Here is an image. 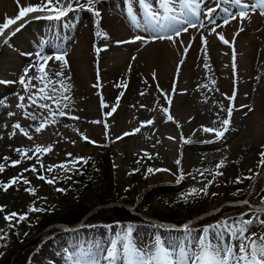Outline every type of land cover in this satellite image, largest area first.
<instances>
[{"label":"rangeland","instance_id":"rangeland-1","mask_svg":"<svg viewBox=\"0 0 264 264\" xmlns=\"http://www.w3.org/2000/svg\"><path fill=\"white\" fill-rule=\"evenodd\" d=\"M150 3L155 8H159V0ZM108 6H111V4H108ZM96 8L101 12V9ZM111 9L110 17L114 20L115 24L113 25H115V28L108 26L103 17L100 18L99 27H97V18L88 11L75 12L71 16L65 17L67 20L66 22H62L61 26L67 27L69 25L74 27L76 31L74 34L70 31V34L73 35L72 41L66 40L70 34L64 35L65 41H62L64 42V49L60 50V52H53V56L59 53H66L67 59L70 46L73 47L77 44L80 34L86 29L91 32L88 35V43H86L88 50L92 52L93 48H101L98 41L103 42L106 40L109 28L115 30L120 26L117 23L120 13H128L127 0L116 1ZM134 9L138 10L137 13L140 11V17L144 16L139 0H134ZM65 19H62V21ZM124 26L127 32L134 27L129 18L128 23L124 24ZM42 28V26H37L29 30V32L31 31V34L33 32L34 35V31ZM67 28L70 30L69 27ZM97 32L101 33V35H96ZM62 42H58V45ZM5 48L7 50H18L13 36L8 38ZM161 48L163 47L155 46L152 49L153 51H157ZM106 50L107 48H105ZM257 55L261 56L262 53ZM203 61L212 65L211 54L205 55ZM34 64L38 66L37 63ZM47 64L52 71H59L62 67V62L60 61L51 60ZM63 72L65 78H71L70 80L64 79L65 84L71 85V91L64 93V95H69L72 98L70 101H66L69 104L70 110H63L68 111L69 115L79 116V120H72L69 116H57V122L54 124L49 123L40 133L31 132L30 135L33 139L29 140L24 135H21L18 129L12 127L14 125V117L7 114V109L10 108L9 98L13 96V93L5 94V97L0 100V163L5 165L4 171L0 172V184H6L13 177L20 176L21 173H23V178L30 181L29 184L25 185L23 178H21L17 184L9 187L7 191L0 187V206H5L4 211L0 212V236H3V239H0V256L10 250L17 239L24 238L33 240L35 245H37L31 247V250L32 248L33 250L29 255L27 264H32L37 257H40L43 249L48 248L50 255L55 252L58 253L59 248L67 254L68 251L65 247L60 245L62 242L67 241L68 238H73L71 234L77 230L82 235H77L76 237L80 238L85 235L84 241H86V245L83 253L94 244H98V241L108 244L113 239L114 233L121 231L120 225L132 226L134 229L133 235L138 236V239H143L139 231L144 228L147 229L149 237L158 235L157 229L150 228V226H157L158 222L153 223L155 218L165 221V223L162 222L164 226L161 227L165 233L172 228L169 224L171 223L170 219L181 221L183 225H187L191 229L189 233L195 241V239H198L203 234V229L209 228V226L222 224L225 220L232 223L233 221H239L241 218L250 219L257 214L258 209H264V167L259 166L254 170L256 168L253 164L254 157L248 152H242L240 155L237 152L232 155L230 153L229 159L234 160V167L226 168L227 166H224L223 168H217L220 160L217 161L215 158H210L209 161L204 156V152L196 151L192 155L190 162L192 165L191 172H188L189 176L183 185L175 190H161L154 192L153 195L149 194L148 198L143 201L145 194L142 191L143 186L146 183L147 177L153 175L147 174L146 169L148 167L166 168L163 161L156 163L154 155L156 151L159 154L165 155L161 146V140L156 137L159 130V121L168 114L163 110L159 113L161 107L163 109L169 108L165 98L156 103L155 97L152 96L151 99L155 106L151 109L147 107L146 112L143 109L139 110L142 113L141 122L153 120L154 123L152 125L141 127V123H135L136 117H134V124L131 123L130 119H127L129 128L125 132L130 133L137 127H141V131L135 133L132 137L124 136L125 132L119 135V133L113 131L115 125L118 123V119L113 124L107 121L109 123L107 128H104L103 122L101 124L93 123L97 119L93 120L88 112H86L87 109H85L88 99L94 97L92 96L93 94L89 93L87 95L79 91L81 87L76 81L75 74L69 72L68 65L63 67ZM35 74L36 69L34 68L28 73L29 76ZM22 75L14 81L15 87L13 91L16 93L17 99L19 95H24L26 97L24 103L29 104L27 101L29 93L19 83ZM139 76L142 78V83L144 75L140 73ZM53 79L60 81L62 78L53 77ZM33 83L39 85V81H33ZM49 87L52 86L49 85ZM95 94V97L92 98L93 100H98L103 95L101 89L97 90ZM56 95L59 98L61 93H57ZM112 95L115 96V93H112ZM252 100L253 98L250 97L248 101L252 102ZM103 101L109 106L105 107L106 113H108L111 109L110 102H106V98H103ZM133 101L130 100L129 103ZM18 103H20L19 99ZM47 103H51V101H47ZM52 107L55 108V105L53 104ZM35 108L37 109V120L42 122L48 116V113L44 109ZM133 116H136L135 110H133ZM49 120H51L50 117ZM91 127H94V129ZM244 127H247L246 122L241 126V131H243ZM12 132H16V135L12 136ZM82 136H87L89 140H84ZM149 136L153 138V141H151ZM117 137H122V139H117ZM20 138H23L25 141L22 143ZM72 141H75V143L73 144ZM90 141H95L96 143H91ZM118 141H123V144L121 143V146H117L120 143ZM36 145H52L53 150L50 153L37 154L34 151ZM106 145L109 147H106ZM224 147L226 146L223 145L220 148L223 149ZM17 148L24 150L32 149V151L28 152V156L31 159H27L21 153L16 152L15 149ZM67 153H72L73 158L84 157L88 159L87 164L81 163L75 166L76 169H79V175L70 176L71 179H65V176H69L73 171L65 173L60 169H55L52 173H48L41 168V164L46 167L48 165H58L69 160L70 158L67 157ZM145 153L151 154L152 159H148ZM5 157L10 159L6 160L4 159ZM15 160H21L22 162L13 166L12 161ZM137 161L140 162L137 163ZM96 163L103 164L106 170L99 174H92ZM33 165L38 170L36 173L24 171L25 169H30ZM69 167H72V165L69 164ZM119 167H125L123 170L125 182L122 185H120L117 175ZM137 168H139V171H134ZM250 169L252 171H249ZM74 171L76 170L74 169ZM217 171H222L224 175L215 176L214 173ZM200 172H204V176H201ZM40 174L45 175L47 178L55 175L59 179L55 184L50 185L37 178ZM162 174L163 172H160L159 181L162 180ZM237 177H240L243 183H233ZM246 177H251V179H246ZM230 180L232 182L228 183ZM209 181H214V184L208 189L209 195H188L192 188L199 189ZM28 188H34L35 194L33 195L29 191H26ZM57 188H64L66 191L61 193L56 190ZM213 192L218 193V195L212 196L211 193ZM233 193H236V195H233ZM141 195L142 199L137 200L136 198ZM123 196L127 198L125 202L122 200ZM100 200L104 201V204H99ZM245 200L249 202L247 205L241 203ZM83 201L86 202L85 205H82ZM139 203L141 204L140 206ZM105 205L108 207H123L137 217L130 221L122 222L128 218L123 216V218L119 219L120 216L112 217L111 215L96 213ZM31 207L45 210L30 212L29 209ZM84 210L90 212H88L89 214L86 217L88 219L84 223L81 222L78 225H74L76 226L75 230H70L61 224L63 220L77 221L81 218L82 211ZM148 210H151V213H147ZM12 212L27 214V219L19 223L14 219L11 222L13 226H10L5 216ZM42 217L53 218L52 220L54 221H59L61 218L62 220L53 225V227L42 230L41 223L44 221L41 219ZM37 225H39L38 229L31 232ZM53 229L61 231H54ZM252 230L264 235V226L254 225ZM108 231H111L113 235L111 239L107 237V240H105V237L97 238L95 233H107ZM223 239L227 244L236 243L228 233L223 234ZM42 257L43 255L40 258ZM47 261L50 262L51 260L47 259Z\"/></svg>","mask_w":264,"mask_h":264},{"label":"bare ground","instance_id":"bare-ground-1","mask_svg":"<svg viewBox=\"0 0 264 264\" xmlns=\"http://www.w3.org/2000/svg\"><path fill=\"white\" fill-rule=\"evenodd\" d=\"M116 1L118 0H99V3L96 5V7L101 9V17H103L108 26H112L113 28H115V25H113L115 23L113 18L110 17V13ZM153 1L155 0H150V2ZM37 2L38 0H19V6L34 5ZM208 2L209 5L212 6L213 4L212 7H215L212 0H208ZM108 4H111V6H108ZM224 7H229L231 11H236L230 5H225ZM18 11L17 0H0V24L6 22V17L14 18L18 14ZM37 15L41 14H29V16L17 21V24L11 25L5 31L4 36H0V81L7 82L0 83V100L5 97V94L13 93V96L9 98L10 108L7 109V114L9 112L16 113L13 116L14 124L19 122L29 133L34 131L35 126H38L40 121L26 118V112H34L36 114L37 109L34 106L28 107V104H25V109L17 107L18 99L16 93L13 91L15 87L14 81L18 78V69H22L21 72H23L26 68H32L33 65L21 54V51L29 48L31 50L30 56L35 58L33 62L39 64L42 63V61L39 62L40 56H45L46 54V51L43 53L37 52V48L40 47L37 39L40 37L38 32L34 31L33 35V32L31 34L29 30L42 26L43 28L39 30V34L44 31V34L49 32L54 34L64 33L65 30H69L67 27L70 28L69 31L72 34L76 31L74 27L69 25L67 27L61 26V23L67 20L65 18H63L65 19L63 21L34 19L33 17ZM69 15L71 16L72 13H69ZM127 15L128 13L126 12L125 14L120 13L117 22L120 26L115 30L109 28L106 40L102 43L98 41L100 46L107 48L105 52L101 51L97 55L96 48H93L92 52L88 50L86 43H88V35L91 32L86 29L80 34L77 44L69 50L67 61L69 72L75 74L76 81L81 87V90L79 89L81 93L87 95L92 93L94 97L96 95L95 92L99 89L103 93L98 100H93L92 98L94 97L88 99L85 107L87 109L86 112H88L93 120H103V124L107 126L109 124L107 121L113 124L118 119V123L115 125L113 131L119 133V135L129 128L127 119H130L131 123L134 124V117H136L135 123L140 124L142 113L139 110L143 109L146 112L147 107L151 109L155 106L151 99L152 96L155 97L156 103L163 100L164 96L161 94L160 89L171 93L175 81L176 93L172 96L173 102L169 106V112L174 117V120L169 121L167 116L161 119L158 124L159 130L156 134V137L161 140V146L165 155L159 154L157 151L154 153L156 163L163 161L166 169H170V171L163 172L161 181H159L160 172L147 177L142 190L145 193L143 201L148 198L149 194L153 195L154 192L161 190H175L183 185L189 176L188 172H191L192 165L190 162L192 155L196 151L204 152V156L209 161L210 158H215L217 161L223 160L225 166H227L226 168L234 167V160L229 159L230 153L232 155L237 152L240 155L242 152H248L254 157L253 164L256 166L254 169L256 170L259 167V154L261 151H264V17L251 15L250 21H244L242 25L244 31L235 39L237 69L234 74L232 68V49L229 45H225L220 41L217 34L222 33L226 39L232 41L233 34L241 26L239 18L231 21L226 26L218 27L216 33L189 30L177 38L175 44L169 41L163 43V48L153 51L152 49L144 50L145 47H137L136 45H131V43L116 44L117 41L130 39V36L134 34V37L137 35L146 37L145 34L148 33V31L144 30V26L137 28L134 33L131 31L128 33L124 26V24L128 23L129 17ZM214 15L219 25H223L224 13L220 14L216 12ZM21 25L22 27H20ZM207 26H210V24ZM17 27H19V31H16L13 35L12 32ZM139 31L145 34L141 35ZM11 36L15 38L18 50H7L5 48L8 38ZM203 37H206L208 40L207 53L211 54V61L213 63L212 65L210 64V70L204 68L206 61L204 62L203 59L206 54L203 50ZM49 47L51 50H63L64 42L59 43L58 46L54 39V41L50 42ZM185 47L188 48L186 53L184 52ZM260 53L262 55L258 56L257 54ZM181 60L184 62L180 65L179 74L177 75V66ZM98 69L100 88L93 87L97 83ZM140 73L144 75L142 83V78L139 76ZM153 73L156 74L155 79H153ZM212 79L216 81L215 85L211 84ZM122 83H126L127 86H116ZM157 84H159V89L157 88ZM204 84H208L213 90L209 92L207 88L201 87ZM234 88L236 92V98L233 102L235 107L229 126L230 130L225 133L224 138L216 140L214 133H205L202 130L195 131L201 125L220 127L219 123L213 125V121L218 120L217 112L220 113V118L226 116V112L221 111L220 105H223L226 109L230 105V101L223 94L231 96ZM112 93H115V96ZM141 93L144 94L141 95ZM117 97H119V103L116 111L110 116H106V109L101 107V99L106 98V102H110V106L112 107L116 104ZM250 97L253 98L252 102L248 101ZM130 100L134 101L129 103ZM248 103L251 104L248 105ZM141 105L145 107H141ZM249 109L252 110L249 111ZM133 110L136 111V116H133ZM162 110L163 107L159 109V113ZM244 122H246L247 127H244L243 131H241V126ZM91 128L94 129V127ZM104 128L106 127L104 126ZM194 131L195 134L193 135ZM181 133H183L185 139L191 142L184 143L181 139ZM21 135L23 134L21 133ZM134 135H128L127 137ZM170 136L175 137V139H168ZM149 137L153 141V138ZM20 140L22 143L25 141L23 138H20ZM203 141L215 142L204 143ZM118 142L120 143L117 146H121V143L123 144V141ZM223 145L226 147L220 148ZM177 159L181 161L180 165L175 163ZM124 168L119 167L117 169L120 185L125 182V176L123 175ZM180 172L184 173L183 179H180ZM178 180L179 182H177ZM230 182L232 180L228 181V183ZM136 199H142V195ZM122 200L125 202L127 198L123 196ZM147 213H151V210H148ZM182 225L183 223L177 226L174 225L166 233L161 226H155L156 228L150 226L151 229L159 230L158 235L149 237L147 229L144 228L139 231L143 239H138V236L136 237L135 235L133 237L139 246L145 248L151 247L157 236L166 245L179 240L184 242L187 245L188 251L191 252L190 249L197 247L198 239L194 241L190 233L184 232L185 225ZM95 233L97 238L105 237V240H107V237L111 239L113 235L111 231L107 233ZM256 234L257 236L262 235L260 233ZM77 235L80 236L82 233L77 230L71 234L73 238L70 244L65 246L68 253L75 252L78 255L83 253L86 245V241H84L85 235L80 238L76 237ZM98 244L108 245L104 244L103 241H98ZM48 250V248L43 249L41 252V256L43 255V257H37L32 264H71V261L68 259V253L65 254L60 248L58 249V253L52 254L53 256L49 254ZM47 259L51 261L48 262Z\"/></svg>","mask_w":264,"mask_h":264},{"label":"snow or ice","instance_id":"snow-or-ice-1","mask_svg":"<svg viewBox=\"0 0 264 264\" xmlns=\"http://www.w3.org/2000/svg\"><path fill=\"white\" fill-rule=\"evenodd\" d=\"M215 4V7L209 5L208 0H159V11L150 3V0H139V4L143 9L144 13V30L152 31L154 35L151 37L153 41L156 40H169L173 44L177 42L183 33H187L190 28H205L206 25L201 19L202 15L207 18L208 23L215 25L210 29V33H216V27H222L228 25L231 21L237 20L239 18L241 26L233 34L232 41H229L225 38L222 33H218V38L225 45H229L232 49V68L234 74L237 69V52L235 48V39L241 32L244 31L243 23L245 20L250 21L251 15L255 14L259 10V15L264 17V0H212ZM99 3V0H38L34 5L27 4L25 6H19V0L17 4L19 7L18 14L14 18H7L6 22L0 24V36L5 35V31L10 28L11 25L17 24V21L21 20L24 17L29 16L31 13H40L33 17L34 19H47V20H62L67 17L69 13H75L78 11H88L92 13L96 19V25L99 27V21L101 18V12L97 10L96 4ZM128 4V16L132 25L136 28L141 27V21L137 15V12L134 10V0H127ZM222 4L230 5L232 8H235L236 11H231L229 7H221ZM75 5V7H74ZM217 9H220L224 13L223 25L216 24L215 13ZM22 27V25L20 26ZM16 31H19V27L13 30L12 34L14 35ZM96 35H101L97 32ZM146 37L137 35L134 37V41H144ZM134 41H117V44L130 43ZM182 43V41H181ZM202 43L204 45V51L207 55V44L208 40L206 37L202 38ZM97 55L102 51L101 48L97 47L95 49ZM188 48H184L186 53ZM40 56L39 53H37ZM42 63L37 65H32V68L36 69V74L29 76L28 73L30 69L26 68L24 70V75L19 79V83L23 85L24 89L29 93L27 96V101L29 102L28 107L35 106L39 109H44L47 111L48 116L44 118L38 126H35L34 131L40 133L45 129L49 123H56V117H65L69 116L72 120H79V116L69 115L68 111L63 109H69V104L66 101H70L72 98L69 95H64L71 91V85L65 84L64 79L70 80V77H64L63 67L68 65L66 59V53H59L55 56H40ZM50 60L62 62L61 70L52 71L50 67L47 66V62ZM181 60L177 66V75L179 74L180 65L183 64ZM210 64L208 62L204 63V68L210 70ZM53 77H61L60 81L53 79ZM156 78V74L153 73V79ZM259 79V77H257ZM33 81H39V85L34 84ZM0 83H7L5 81H0ZM211 84L215 85L216 81L211 80ZM51 85L52 87H49ZM117 87H126V83L118 84ZM93 87L100 88L101 84L99 83V69L97 70V83ZM201 87L207 88L209 92L213 89L208 86V84L201 85ZM159 89V84H157ZM161 94L164 96L167 104L171 106L172 96L176 93L175 81L173 83V88L171 93L164 92L160 89ZM218 91V89H216ZM57 93H61L59 98ZM144 93H141L143 95ZM226 99L230 101V105L225 109L223 105H220L221 111L226 112L224 118H220V113L217 112L216 115L218 120L213 121V125L219 123L220 127H208L203 126L195 131H203L205 133H214L215 139H223L225 133L230 130L229 126L231 124V117L234 110V101L236 98L235 88L233 94L228 96L223 94ZM18 99L20 103L17 104V107L20 109H25V100L24 95H19ZM51 101V103H47ZM119 103V97H117L116 104L111 107L110 111L106 113V116H110L116 111V108ZM55 105V108L52 105ZM101 107H109L104 103L103 98L101 99ZM141 107H145L141 105ZM70 110V109H69ZM252 109H249L251 111ZM163 111L168 113L167 119L173 121L174 117L170 114L169 108H164ZM9 116H15L16 113L9 112ZM49 117L51 120H49ZM26 118H31L33 121L37 120L38 117L34 112H26ZM102 121H93V123H101ZM153 120H148L141 122V127L152 125ZM14 129H18L29 140L33 139L29 131L22 127L19 122L15 123L12 126ZM67 127V125H65ZM107 128V125L105 124ZM141 127H137L133 130L132 133L125 132L123 135L128 136L141 131ZM179 127V125H178ZM193 132V135L195 134ZM12 136L16 135V132L11 133ZM86 141L89 140L87 136H82ZM117 139H122V137H117ZM170 140H174L175 137H168ZM181 139L184 143L191 142L184 138L183 133H181ZM91 143H96L95 141H90ZM159 142V141H158ZM204 143H212L215 141H203ZM74 144L75 141H72ZM53 150L52 145L48 146H35V153H50ZM16 152L21 153V155L27 159H31L28 156V152L32 149H15ZM67 157L70 159L58 164V165H48L44 166L41 164L46 172L52 173L55 169H60L65 173L72 172L74 169L79 172V169H76L77 164H87L88 159L84 157H75L73 158L72 153H67ZM158 155V154H157ZM259 166L264 167V151L260 152ZM145 156L148 159H152L151 154L145 153ZM38 158V157H37ZM4 159H10L5 157ZM21 160L12 161V165H18L21 163ZM140 161H137L139 163ZM177 165H180L181 161L177 159L175 161ZM69 164L72 167H69ZM225 166L224 161L221 160L217 168H223ZM5 165L0 164V172L4 171ZM24 171H31L36 173L38 170L35 165L30 169H25ZM134 171H139V168ZM170 169L166 168H153L148 167L146 169L147 174H155L158 172H169ZM208 171V170H206ZM249 171H252L251 169ZM175 175V174H174ZM180 179H183L184 173L180 172ZM201 176H204V172H200ZM215 176H223L222 171H217L214 173ZM21 178H23V173L18 177H13L6 184H0V187L3 190L7 191L9 187L17 184ZM38 179L45 181L46 183L53 185L55 184L59 177L52 176L47 178L45 175L40 174L37 176ZM65 179H71L70 176H65ZM246 179H251V177H246ZM179 182V180L177 181ZM23 183L25 185L29 184L30 181L26 178H23ZM233 183H243V180L240 177H237ZM214 184V181H209L208 183L203 184V187L197 189L192 188L191 192L188 195H200L204 196L209 195V187ZM58 192H65L64 188H57ZM26 191H29L31 194H35L34 188H28ZM212 196L218 195V193H211ZM236 195V193H233ZM241 203L247 205L249 202L247 200L242 201ZM5 206H0V212L4 211ZM45 209L38 207H31L30 212H40ZM264 209H258L257 214L250 219L241 218L239 221H233L229 223L227 220L223 221L222 224L212 225L209 228L203 229V234L198 238L197 247L189 252L187 245L182 241H176L170 244H165L164 241L157 236L155 238L154 244L149 247L139 246L134 237V229L132 226H123L120 225L121 231L114 233L113 239L108 242L107 246L102 244H94L91 248H88L85 253L77 254L75 252L68 253V259L71 261V264H264V235L257 236L256 232L253 231V226L259 224L264 226ZM6 221L11 225V222L15 219L17 223L27 219V214H19L16 212L9 213L5 216ZM110 227V226H109ZM184 232L189 233L191 229L184 226ZM228 233L236 241L233 244H227L224 242L223 234ZM0 239H3V236H0Z\"/></svg>","mask_w":264,"mask_h":264},{"label":"trees","instance_id":"trees-1","mask_svg":"<svg viewBox=\"0 0 264 264\" xmlns=\"http://www.w3.org/2000/svg\"><path fill=\"white\" fill-rule=\"evenodd\" d=\"M98 168H100V172H98V173H101V172H103V171H105L106 170V168L104 167V165L102 164V165H99L98 166ZM110 169V168H109ZM95 171V173H96V169L94 170ZM121 212V213H120ZM112 213H119V215H128V213L124 210V209H119V208H115V209H113L112 210ZM85 214V211H83V215ZM82 215V216H83ZM63 222H70L69 220H63ZM55 222L53 221V220H51V219H49V218H45L44 219V221L42 222V224H41V226H42V228H45V227H48V226H50V225H52V224H54ZM74 223V222H73ZM28 242H33L32 240L31 241H28ZM23 246H25V247H27L28 246V244L26 243V244H24ZM0 264H9V258H6V259H3V260H1L0 261Z\"/></svg>","mask_w":264,"mask_h":264}]
</instances>
